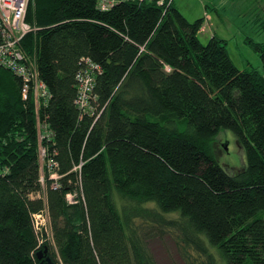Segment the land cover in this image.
<instances>
[{
  "label": "trees",
  "instance_id": "16d2710c",
  "mask_svg": "<svg viewBox=\"0 0 264 264\" xmlns=\"http://www.w3.org/2000/svg\"><path fill=\"white\" fill-rule=\"evenodd\" d=\"M98 1L30 0L27 11L57 189L47 169L40 181L33 98L0 69V264H41L31 214L45 203L64 264H159L150 245L169 230L201 264H264V71L238 69L216 34L203 45L205 19L189 22L174 0ZM245 43L264 66V43ZM82 58L102 68L90 113L75 105ZM222 129L245 149V170L217 161Z\"/></svg>",
  "mask_w": 264,
  "mask_h": 264
},
{
  "label": "built area",
  "instance_id": "2783aa9c",
  "mask_svg": "<svg viewBox=\"0 0 264 264\" xmlns=\"http://www.w3.org/2000/svg\"><path fill=\"white\" fill-rule=\"evenodd\" d=\"M155 2L158 6H164L167 0H99V9L109 11L119 3L124 2ZM173 0L169 1L171 4ZM30 0H0V69H5L22 80V96L25 101L31 96L36 105L39 156L41 163V183L44 184V170L47 169L53 188L60 187L58 173V162L48 157V149L43 144L44 140L52 138V131L48 125L40 122L38 114L41 104H46L50 98V92L45 82L40 78L37 59L24 50L23 41L27 35L36 32L37 27L27 22V11ZM102 73L100 65L90 58H82L81 67L77 73L78 93L75 105L82 113L93 111L92 103L95 102L94 88L96 77ZM80 170V167H75ZM9 169H5L0 163V174H7ZM32 198L40 197V194L31 195ZM67 200L70 204L76 203L75 194H68ZM31 220L38 239V247L35 253L48 247L55 255L54 264H64L57 248L51 218L47 204L36 213L31 214ZM38 264V263H35Z\"/></svg>",
  "mask_w": 264,
  "mask_h": 264
},
{
  "label": "rangeland",
  "instance_id": "374dc122",
  "mask_svg": "<svg viewBox=\"0 0 264 264\" xmlns=\"http://www.w3.org/2000/svg\"><path fill=\"white\" fill-rule=\"evenodd\" d=\"M176 3L189 22L205 19L202 33L198 34L203 45L217 34L228 42L229 56L238 69H255L263 73L260 55L245 40L250 37L257 43H264V0H176ZM258 17L263 24H255ZM212 150L220 165L231 173L247 168L245 149L233 131L222 129L212 144ZM115 199L118 204L117 194ZM150 247L159 264H201L205 260L193 247L187 248L180 243L178 233L171 230L153 240Z\"/></svg>",
  "mask_w": 264,
  "mask_h": 264
},
{
  "label": "water",
  "instance_id": "95a60500",
  "mask_svg": "<svg viewBox=\"0 0 264 264\" xmlns=\"http://www.w3.org/2000/svg\"><path fill=\"white\" fill-rule=\"evenodd\" d=\"M38 260L41 261V264H54L52 258L48 256V247L38 253Z\"/></svg>",
  "mask_w": 264,
  "mask_h": 264
},
{
  "label": "crops",
  "instance_id": "0c3cea01",
  "mask_svg": "<svg viewBox=\"0 0 264 264\" xmlns=\"http://www.w3.org/2000/svg\"><path fill=\"white\" fill-rule=\"evenodd\" d=\"M174 5H175V7L177 8L176 0H174ZM260 19H261L260 17L257 18V20L255 21V22H256V23H255L256 25H258V24H257L258 22H261V21H262V20H260ZM204 30H205V28H204ZM205 31H206V30H205ZM213 35H214V34H213ZM213 35H212V36H213ZM216 35H217V34H216ZM218 36H219V35H218Z\"/></svg>",
  "mask_w": 264,
  "mask_h": 264
}]
</instances>
